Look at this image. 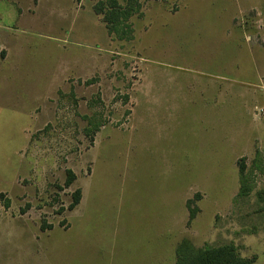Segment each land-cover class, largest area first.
<instances>
[{
  "label": "rangeland",
  "instance_id": "obj_1",
  "mask_svg": "<svg viewBox=\"0 0 264 264\" xmlns=\"http://www.w3.org/2000/svg\"><path fill=\"white\" fill-rule=\"evenodd\" d=\"M40 1L0 0V264H175L184 237L264 264V0H141L131 40Z\"/></svg>",
  "mask_w": 264,
  "mask_h": 264
},
{
  "label": "trees",
  "instance_id": "obj_2",
  "mask_svg": "<svg viewBox=\"0 0 264 264\" xmlns=\"http://www.w3.org/2000/svg\"><path fill=\"white\" fill-rule=\"evenodd\" d=\"M142 7L141 0H98L94 5V10L97 14L103 15V22L111 36L117 40H131L134 37V29L130 20L134 15H142ZM238 172L240 179L238 196L246 197L252 191L253 186L244 157L238 161ZM66 174L65 185L70 186L75 180V174L71 169H67ZM81 197L82 189L77 188L72 194L68 209H75ZM192 202V199L187 201L189 222L195 218L197 212V208L191 206ZM6 205L8 206V202ZM41 228L46 229L44 222ZM175 257V264H254L256 261V256H243L232 242L197 246L187 237L177 243Z\"/></svg>",
  "mask_w": 264,
  "mask_h": 264
},
{
  "label": "crops",
  "instance_id": "obj_3",
  "mask_svg": "<svg viewBox=\"0 0 264 264\" xmlns=\"http://www.w3.org/2000/svg\"><path fill=\"white\" fill-rule=\"evenodd\" d=\"M35 2H37V6H38V4L41 2L40 0H37V1H35ZM231 22H232V16H231ZM234 26H235V24H233L232 23V27L234 28ZM106 28V27H105ZM107 30V29H106ZM108 32V31H107ZM243 33H245V30L243 31ZM3 43H5L6 45H7V47L9 48L8 49V51H9V53H7V55H6V58H5V60H8V59H10V57H11V55H12V52H13V42H11V40H10V38H9V36H6L5 38L3 37ZM4 60V61H5ZM88 67V66H87ZM87 67L85 66V64L83 65V67H82V69H87ZM13 68H15V66H13L12 68H11V70H13ZM64 74H66L65 72H64ZM61 78V77H60ZM8 81V79L7 78H5V79H3V88L4 87H7L8 86V83L9 82H7ZM56 83H58V81H55V83H53L52 85H51V87H50V90L49 91H52L53 89H55V87H56ZM144 98H146V95L144 94ZM38 107V106H37ZM37 107L35 108V111L33 110V111H30V113H28V114H31V117L35 120V121H38V117L36 116V117H34V114L36 113L37 114ZM144 116H145V111H144ZM31 136H30V133L28 132V134H27V138L29 139ZM83 197V196H82ZM82 197H81V200H80V203H81V201L83 200L82 199ZM79 203V204H80ZM78 204V205H79ZM78 205L75 207V209L78 207ZM75 209H73V210H75ZM0 219H1V215H0ZM2 245H0V250H1V252H0V256L3 254V247H1Z\"/></svg>",
  "mask_w": 264,
  "mask_h": 264
}]
</instances>
